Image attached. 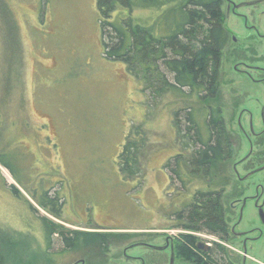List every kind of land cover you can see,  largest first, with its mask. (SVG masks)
Here are the masks:
<instances>
[{
	"label": "rangeland",
	"instance_id": "rangeland-1",
	"mask_svg": "<svg viewBox=\"0 0 264 264\" xmlns=\"http://www.w3.org/2000/svg\"><path fill=\"white\" fill-rule=\"evenodd\" d=\"M97 4L0 0V156L8 166L0 161V250L6 264L83 259L142 264L141 258L146 264H169V254L154 246H164L163 237L176 234L170 219L174 206L185 208L196 190L208 188L196 176L175 197L167 184L165 165L181 150L173 117L185 103L173 94L148 100L126 65L106 58ZM222 7L228 44L219 89L232 135L229 170L234 173L226 217L233 225L240 216L238 230H262L248 250V264H264V227L255 204L249 200L240 209L239 202L254 196L257 187L264 189V147L258 144L264 134V83L251 79L264 77L258 70L264 68V0H223ZM138 127L149 142L141 158L142 177L129 181L120 174L118 159ZM45 196L58 199L61 218L42 208ZM35 213L69 230L136 236L105 254L87 256L67 251L57 239L47 246ZM240 240L228 242L227 250L242 264Z\"/></svg>",
	"mask_w": 264,
	"mask_h": 264
},
{
	"label": "trees",
	"instance_id": "trees-1",
	"mask_svg": "<svg viewBox=\"0 0 264 264\" xmlns=\"http://www.w3.org/2000/svg\"><path fill=\"white\" fill-rule=\"evenodd\" d=\"M97 1L106 58L122 61L141 82L148 100L152 97L155 103L173 94L185 103L186 108L175 112L172 122L181 150L165 170L171 181L176 177L183 187L201 176L208 188L192 194L179 218L190 230L231 238L225 201L233 183L234 173L229 170L233 146L223 119L219 89L222 53L228 44L223 0ZM136 130L118 159L120 174L129 181L142 177L141 158L149 142L143 127ZM259 139L258 144L264 147V134ZM0 161L3 163L1 156ZM12 191L18 194L15 187ZM238 192L236 199L241 197ZM45 197V202H40L42 208L61 218L58 199ZM44 229L47 244L56 234L67 251L87 256L105 254L108 248L128 243L136 236L69 230L49 218L44 219ZM239 262L228 260L229 264ZM0 264H6L2 250Z\"/></svg>",
	"mask_w": 264,
	"mask_h": 264
},
{
	"label": "flooded vegetation",
	"instance_id": "flooded-vegetation-1",
	"mask_svg": "<svg viewBox=\"0 0 264 264\" xmlns=\"http://www.w3.org/2000/svg\"><path fill=\"white\" fill-rule=\"evenodd\" d=\"M261 74L264 75V68L258 69ZM247 75V72H244ZM249 75L248 77H250ZM251 79L254 82H262L264 83V77H262L260 80H255L252 76ZM262 122H264V109H263V114H262ZM252 134H254L252 132ZM236 171V169H234ZM264 171V169H262ZM237 173V171H236ZM171 176H168V185H171V188H173L174 191H176V196L175 197H181L182 194H184L181 191H185L187 187H183L182 183H180L176 177H173V180L171 181L170 179ZM193 179V178H192ZM192 183V181H191ZM173 184V185H172ZM178 184H179V190L178 189ZM170 187V186H169ZM264 189L263 187L259 186L256 188V194L251 197H245L241 201V208L244 207L245 203L247 201H252L255 204L257 214L259 215V221L262 227H264V220L262 216L260 215V210L263 211L264 213ZM171 196L173 193H167ZM192 198V196H191ZM182 204V203H181ZM178 205V204H177ZM177 205H175V210L174 212H171V217L170 219L175 222L174 226H172V230L174 232L176 231V234H173L174 236H164V246L157 247L156 250H158L160 253L164 254L167 253L169 254L170 260L169 264H171V261L173 260V264H229V251L227 250V244L228 242L232 241L233 239L238 238L241 239L237 244L241 248L242 253V262L243 264H248L251 261V256L249 253V248H252V245L256 243L259 239L262 237V230L259 227L248 229L245 231L238 230V226L240 225L241 220L240 216L237 220V222L233 223V225H230L231 228V238L227 236H222L218 237L216 235H209L206 232L202 231H193L188 228H186V224L182 222V220L179 218L180 215L183 213L185 208L176 209ZM239 203H237L236 206H238ZM180 207V204L178 205ZM235 207V205H234ZM240 211V210H239ZM35 217L38 218V223L41 225V232L42 236H44V240H46L47 237V232L44 229V219L41 215L38 213H35ZM35 221V220H34ZM53 238L51 240L54 241L57 239L59 241V235L57 236L56 234L52 235ZM196 238L198 240H196ZM231 239V240H229ZM54 243L47 244L52 246ZM62 247H65L61 243ZM146 247H150L151 249L153 248V245H149L146 243ZM250 246V247H249ZM66 248V247H65ZM238 256V255H237ZM139 261L142 264H146V259L141 258ZM75 264H86V261L83 259L81 262H76Z\"/></svg>",
	"mask_w": 264,
	"mask_h": 264
},
{
	"label": "water",
	"instance_id": "water-1",
	"mask_svg": "<svg viewBox=\"0 0 264 264\" xmlns=\"http://www.w3.org/2000/svg\"><path fill=\"white\" fill-rule=\"evenodd\" d=\"M237 175H238V172H237ZM260 215L262 216L263 220H264V213L262 210H260ZM171 264H173V260L171 261Z\"/></svg>",
	"mask_w": 264,
	"mask_h": 264
},
{
	"label": "crops",
	"instance_id": "crops-1",
	"mask_svg": "<svg viewBox=\"0 0 264 264\" xmlns=\"http://www.w3.org/2000/svg\"><path fill=\"white\" fill-rule=\"evenodd\" d=\"M168 184V183H167Z\"/></svg>",
	"mask_w": 264,
	"mask_h": 264
}]
</instances>
